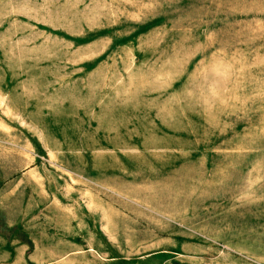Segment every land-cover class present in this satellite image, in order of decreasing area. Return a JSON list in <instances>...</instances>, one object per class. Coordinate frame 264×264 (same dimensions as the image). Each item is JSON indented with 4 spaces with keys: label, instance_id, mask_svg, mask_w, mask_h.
I'll list each match as a JSON object with an SVG mask.
<instances>
[{
    "label": "rangeland",
    "instance_id": "1",
    "mask_svg": "<svg viewBox=\"0 0 264 264\" xmlns=\"http://www.w3.org/2000/svg\"><path fill=\"white\" fill-rule=\"evenodd\" d=\"M0 264H264V0H0Z\"/></svg>",
    "mask_w": 264,
    "mask_h": 264
}]
</instances>
